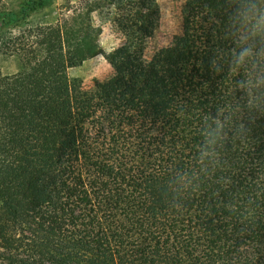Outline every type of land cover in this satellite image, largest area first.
Segmentation results:
<instances>
[{
  "label": "trees",
  "instance_id": "trees-1",
  "mask_svg": "<svg viewBox=\"0 0 264 264\" xmlns=\"http://www.w3.org/2000/svg\"><path fill=\"white\" fill-rule=\"evenodd\" d=\"M232 7L183 0L150 54L157 0H87L3 41L0 264H264V112L240 109L200 157L205 119L243 102L240 74L212 65ZM94 12L122 40L85 85L69 69L101 53Z\"/></svg>",
  "mask_w": 264,
  "mask_h": 264
},
{
  "label": "clouds",
  "instance_id": "clouds-1",
  "mask_svg": "<svg viewBox=\"0 0 264 264\" xmlns=\"http://www.w3.org/2000/svg\"><path fill=\"white\" fill-rule=\"evenodd\" d=\"M233 7L228 14L225 34L234 41V47L212 61L216 71L224 64L228 70L240 78L235 87L242 92V103L233 105L221 121L218 118H206L201 129L203 144L200 157L211 159L216 148L223 142L225 129L230 119L240 109L249 112H264V0H232ZM234 134L243 131V125L237 124Z\"/></svg>",
  "mask_w": 264,
  "mask_h": 264
},
{
  "label": "rangeland",
  "instance_id": "rangeland-1",
  "mask_svg": "<svg viewBox=\"0 0 264 264\" xmlns=\"http://www.w3.org/2000/svg\"><path fill=\"white\" fill-rule=\"evenodd\" d=\"M86 1L0 0V46L3 45L5 39L15 35L20 29L35 24L53 22L63 13H68L69 7L85 4ZM157 3L160 15L154 37L148 45L149 54L155 48L168 44L173 36L181 31L183 0H157ZM10 15L19 19L18 24L11 20ZM93 19L102 25L98 37L101 53L85 60L81 65L69 69L70 76L81 78L85 85H91L96 79L103 80L112 73V67L106 59V54L122 40V34L106 21V15L94 12ZM0 67L6 73L14 72L18 68V61L15 57L0 53Z\"/></svg>",
  "mask_w": 264,
  "mask_h": 264
}]
</instances>
